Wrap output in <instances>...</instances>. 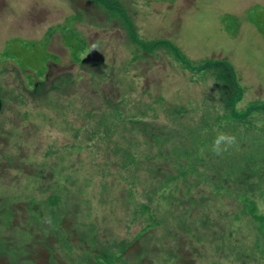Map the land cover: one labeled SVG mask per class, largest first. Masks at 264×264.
<instances>
[{"label":"rangeland","instance_id":"rangeland-1","mask_svg":"<svg viewBox=\"0 0 264 264\" xmlns=\"http://www.w3.org/2000/svg\"><path fill=\"white\" fill-rule=\"evenodd\" d=\"M73 2L0 0V264H264V0Z\"/></svg>","mask_w":264,"mask_h":264},{"label":"flooded vegetation","instance_id":"flooded-vegetation-1","mask_svg":"<svg viewBox=\"0 0 264 264\" xmlns=\"http://www.w3.org/2000/svg\"><path fill=\"white\" fill-rule=\"evenodd\" d=\"M94 1L95 0H74V2H73V4H70V7H71V9H72V14H73V21H72V25H73V27H74V32H75V34H77L79 31H78V27H79V21L81 20V17H83V15L82 14H80L79 13V11L78 10H76L75 9V4L76 3H79V2H81L82 4H83V2H85V6H87V5H91V4H93L94 3ZM121 2L123 1V0H120ZM126 2H127V0H125ZM97 3H98V5L100 6H104V5H106V6H108L109 4H111V0H97ZM92 17L90 16L89 17V19H91ZM87 19H88V17H87ZM91 22L93 21V20H90ZM56 27V26H55ZM74 32H72L71 31V39H73V40H76L77 39V36L74 34ZM55 33V32H54ZM51 35V32H49V35L48 36H50ZM48 36H45L44 38H49ZM48 40V39H47ZM49 41V40H48ZM50 42V41H49ZM70 45H71V43H70ZM53 47H54V45H53ZM71 47V46H70ZM75 50V48H73V51ZM93 51V50H92ZM97 51V50H96ZM87 56V55H86ZM84 65H87V64H84ZM88 65H90V64H88ZM92 65V64H91ZM101 65H103V64H101ZM101 65H99V66H101ZM92 66H95V65H92ZM99 66H95V67H99ZM16 67L15 66H13V68H11V70H14ZM44 75H48L47 74V70L45 71V74ZM39 84V83H38Z\"/></svg>","mask_w":264,"mask_h":264},{"label":"clouds","instance_id":"clouds-1","mask_svg":"<svg viewBox=\"0 0 264 264\" xmlns=\"http://www.w3.org/2000/svg\"><path fill=\"white\" fill-rule=\"evenodd\" d=\"M236 143L237 138L235 135L225 132H218L212 142L211 152L216 156H222L224 153L228 152L229 149Z\"/></svg>","mask_w":264,"mask_h":264},{"label":"water","instance_id":"water-1","mask_svg":"<svg viewBox=\"0 0 264 264\" xmlns=\"http://www.w3.org/2000/svg\"><path fill=\"white\" fill-rule=\"evenodd\" d=\"M104 63V57L103 55L96 51L93 50L90 53L87 54V56L82 60V64H92L95 66H99ZM2 104L0 101V112H1Z\"/></svg>","mask_w":264,"mask_h":264},{"label":"trees","instance_id":"trees-1","mask_svg":"<svg viewBox=\"0 0 264 264\" xmlns=\"http://www.w3.org/2000/svg\"><path fill=\"white\" fill-rule=\"evenodd\" d=\"M167 172H170V171H167Z\"/></svg>","mask_w":264,"mask_h":264}]
</instances>
